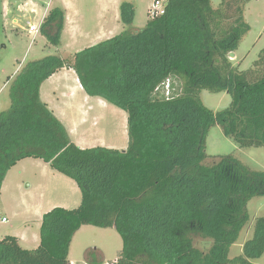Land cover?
Segmentation results:
<instances>
[{
  "label": "trees",
  "instance_id": "1",
  "mask_svg": "<svg viewBox=\"0 0 264 264\" xmlns=\"http://www.w3.org/2000/svg\"><path fill=\"white\" fill-rule=\"evenodd\" d=\"M249 1L222 0L214 8L211 0H168L165 13L143 28L133 26L135 6L125 1L119 34L71 59L47 55L19 71L11 107L0 112V195L8 171L34 157L72 178L82 200L44 214L37 248L6 235L0 264H71V244L83 225L118 231L123 247L112 264H256L264 254V216L256 218L242 254L230 257V250L250 220L249 201L264 196V171L233 154L204 163L214 125L241 147H264V48L247 69L229 58L250 30ZM64 26L65 10L54 7L40 29L59 46ZM3 28L0 7V35ZM64 67L76 71L88 95L127 112V149L81 148L72 140L40 93ZM204 89L227 91L230 105L207 107ZM197 238L212 245L202 250Z\"/></svg>",
  "mask_w": 264,
  "mask_h": 264
},
{
  "label": "rangeland",
  "instance_id": "2",
  "mask_svg": "<svg viewBox=\"0 0 264 264\" xmlns=\"http://www.w3.org/2000/svg\"><path fill=\"white\" fill-rule=\"evenodd\" d=\"M119 1L120 6L117 8L119 11L123 2H132L135 6L133 26L145 27L150 19L148 11L154 0ZM211 2L214 8H218L222 0H211ZM111 4L113 0H0L4 23L0 35V112L11 107L12 80H9V76L13 77L28 62L52 54L71 59L76 52L123 31L126 27L121 15L120 21L117 22ZM54 7L65 10V26L59 46L51 44L42 35L41 29L35 38L34 35L29 34L30 26L35 25L39 28L44 12L48 14ZM244 16L250 25V30L229 57L239 69L253 66L261 49L264 48V0H250L245 6ZM177 83L180 84L178 80ZM61 84L60 88L65 89L70 82L62 81ZM200 97L207 107L215 111L226 108L232 101V96L227 91L210 92L204 89ZM90 98L92 111L86 123L79 128L78 134L88 146L81 148L103 146L126 149L129 142L128 128L127 134L124 131L128 122L127 112L110 102L103 105L100 101L101 97ZM81 99L78 98V103ZM71 115L73 118L79 116L76 111H71ZM206 152L207 158L204 163L207 165L214 163L222 155L233 154L251 168L264 171V147H241L232 137L226 136L219 125L212 126L207 135ZM27 169V172L19 177L21 179L19 193L21 190L29 189L31 183L37 186L47 179L45 167L33 164L28 165ZM5 198L10 210L6 206L7 211L4 210L0 202V215L7 216L9 222L0 224L1 233H9L12 225L18 224L21 220L13 216V208L17 203L9 190L6 191ZM248 209L250 220L240 233L237 242L232 245L230 257L241 255L245 242L253 237L256 218L264 216V196L252 198ZM195 245L207 250L212 245V240L197 238ZM122 247V238L114 227L84 226L72 241L69 259L72 260L71 264H112ZM253 262L264 264V254L253 259Z\"/></svg>",
  "mask_w": 264,
  "mask_h": 264
},
{
  "label": "crops",
  "instance_id": "3",
  "mask_svg": "<svg viewBox=\"0 0 264 264\" xmlns=\"http://www.w3.org/2000/svg\"><path fill=\"white\" fill-rule=\"evenodd\" d=\"M111 6L114 10L116 21H120V11L119 9L117 10V8L120 6V1L113 0V4H111ZM46 14L47 12H44L42 22ZM38 33L39 31L29 32V34L34 35V38ZM20 70L21 69H19V71ZM19 71H17L14 76L12 74L13 77L9 76V80L13 81ZM62 81H68L70 82V85L66 86L65 89L64 87L60 88V86H62ZM40 93L42 100L48 104L55 115L65 124L72 140L80 147L88 146V143H86L82 138H79L78 134L79 128L82 126V124L86 123V121L89 119V114H91L92 103L90 97L92 96L85 92L76 71L71 67H64L60 69L58 72L54 73L51 77L44 81ZM82 94H84V96H82ZM79 97L82 98L80 103L77 101ZM102 99L103 98L100 100L102 104L107 105L108 101ZM71 111L78 112V118L74 117V119L71 115ZM127 128L128 123H126V129L124 130L126 134ZM33 164L36 166L45 167L47 179L45 182H41V184L37 186H33L31 183L29 185V189L21 190L19 193L18 189L21 188V179H19V177L27 172L28 165ZM7 190L12 193L15 203H17V206L13 208V216L21 220L18 224L12 225V229L9 231V233L0 232V240L6 235H14L18 237L21 246L28 249H34L40 245V227L43 216L46 212L58 206L67 209H71V207L75 206L78 207L82 200L81 190L72 178L54 170L50 164L44 160L34 157H27L19 160L16 165H14L8 171L3 181L0 195V202H2L1 205H3V208L6 211L7 208H5V206H8L6 204L5 193ZM8 209L10 210L9 207ZM2 217L7 218L5 215ZM0 221V224L7 223L9 222V218H7L6 222H2V220ZM84 226L93 225H83L80 230Z\"/></svg>",
  "mask_w": 264,
  "mask_h": 264
},
{
  "label": "built area",
  "instance_id": "4",
  "mask_svg": "<svg viewBox=\"0 0 264 264\" xmlns=\"http://www.w3.org/2000/svg\"><path fill=\"white\" fill-rule=\"evenodd\" d=\"M167 1L168 0H154L151 8L148 11L149 17L150 18H154L156 16H159V15L164 14L165 13V8H166ZM39 29H40V27L38 28L35 25H31L30 26V32H38ZM165 88L167 90L166 91L167 95H169L170 91H169V83L168 82L166 83ZM0 218H1L2 222H6L7 221V218L6 217H2L0 215Z\"/></svg>",
  "mask_w": 264,
  "mask_h": 264
}]
</instances>
